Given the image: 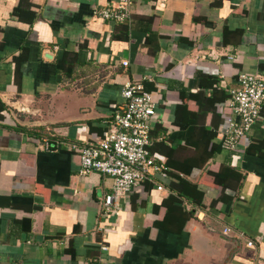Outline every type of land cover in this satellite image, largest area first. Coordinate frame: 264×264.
Returning <instances> with one entry per match:
<instances>
[{"label": "crops", "instance_id": "crops-1", "mask_svg": "<svg viewBox=\"0 0 264 264\" xmlns=\"http://www.w3.org/2000/svg\"><path fill=\"white\" fill-rule=\"evenodd\" d=\"M119 2L0 0V264H264V105L239 149L221 140L239 73L264 72V0L96 13ZM133 82L166 174L106 211L114 179L45 138L106 136Z\"/></svg>", "mask_w": 264, "mask_h": 264}, {"label": "built area", "instance_id": "built-area-1", "mask_svg": "<svg viewBox=\"0 0 264 264\" xmlns=\"http://www.w3.org/2000/svg\"><path fill=\"white\" fill-rule=\"evenodd\" d=\"M134 0H120L116 7L102 8L96 13L106 19L128 22L132 18ZM124 64L128 61L124 60ZM238 88L232 91L225 108H229L226 124L221 130L222 146L237 150L262 115L264 105V72L243 71ZM124 102L117 108L112 129L104 137L85 142L45 138L47 150L67 147L80 157L81 173L93 171L114 179L112 190L105 194L103 208L115 210L122 197L135 192L142 183L154 182L156 174H166V166L152 153V129L157 116L153 95L139 82L128 83L123 89ZM230 110V111H229ZM157 188L164 187L158 184ZM225 233H233L231 227ZM253 245V241L248 242Z\"/></svg>", "mask_w": 264, "mask_h": 264}, {"label": "trees", "instance_id": "trees-1", "mask_svg": "<svg viewBox=\"0 0 264 264\" xmlns=\"http://www.w3.org/2000/svg\"><path fill=\"white\" fill-rule=\"evenodd\" d=\"M61 63V61L59 62V64Z\"/></svg>", "mask_w": 264, "mask_h": 264}]
</instances>
